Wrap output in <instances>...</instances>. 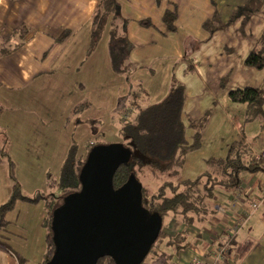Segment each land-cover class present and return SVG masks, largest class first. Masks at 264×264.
Listing matches in <instances>:
<instances>
[{
	"label": "crops",
	"instance_id": "0c3cea01",
	"mask_svg": "<svg viewBox=\"0 0 264 264\" xmlns=\"http://www.w3.org/2000/svg\"><path fill=\"white\" fill-rule=\"evenodd\" d=\"M246 1L240 3L238 0H231L229 3L228 0H118V13L126 19L118 20L121 23L120 32L121 35H126L131 44L126 60L132 68L130 77L135 79L146 76L154 79L161 76L168 66H172L169 73L173 74L174 79L177 65L183 69L195 43H200V47L192 55L196 61H193V70L196 68L198 75L194 85L186 88L183 120L189 124L190 120L202 118L206 110L213 112V115L210 114L202 132V145L195 151L200 153L186 155L181 179L196 178L206 169L198 172L193 170L198 167L197 159L204 164L210 157H225L230 145L241 138L254 153L264 151V119L248 121L245 116L244 124H237L239 122L235 119L245 105L233 102L228 95L232 89L264 83V69L259 70L244 64L264 31V7L246 25L242 24L243 18L240 17L226 29L214 33L203 27L204 21L212 18L214 14L223 21H228ZM97 6L98 0H0V201L8 200L13 187L10 167L3 157L5 149H2L5 148V141L14 135V126L6 122L5 116L10 113L13 119L18 116L19 120L11 122L17 125V130L20 127L25 134L30 132L29 121L33 114H27L23 110L16 114L23 96L40 101L47 95L53 96L54 105L58 103V96L63 100L70 97V103L63 106L59 119L55 122L50 120L52 125L49 131L53 143H61L62 139L63 143H68V124L64 121L69 118L70 113L77 112L80 104L88 102L87 99L81 100L85 97L83 93L87 87H91L93 81L103 80L100 77H106L110 72L112 77L117 72L111 59L109 30L102 36L104 41L101 39L102 43L90 50L92 17ZM175 8L178 11L177 30L169 32L163 16L166 10ZM142 19H150L153 26L140 25L139 21ZM26 29L28 32H25ZM63 34H66L65 37L58 40ZM230 38L233 40H229ZM7 42L10 45L5 46ZM20 44L22 45L18 46ZM4 49H8V52H3ZM197 59L202 60L201 65ZM99 65H102V74ZM222 81L225 82L224 87ZM6 89L11 90L9 100L16 104L11 112L3 99L6 101L8 98L4 95L2 98V93L7 94ZM199 91L205 96L203 102L191 97ZM143 94L148 96L149 91L144 90ZM127 95L128 89L126 102ZM51 100L52 97L47 104ZM27 110L25 109L26 112ZM62 115L66 119L62 120ZM192 133L193 130H189L188 135ZM242 180L241 188H252L251 195L259 197L264 191V174L253 173L249 178L242 174ZM234 193L222 194L226 198L224 201L222 199L219 213L201 226L184 225L176 218L168 221L167 228L173 231H165L168 236L182 231L187 234V240H190L187 247L176 250V261L188 264L193 256L204 253L209 248L208 240L213 238L212 233L217 235L221 231L222 226L217 222L226 220L220 216L229 218L235 211H245L242 207L232 206ZM4 202H0V205ZM46 215L47 211L44 209L40 216L42 221ZM220 237L224 240L228 236L226 233ZM236 240L237 245L238 241L241 245L249 241L251 246L244 259L238 258L234 264H264V204ZM44 259L39 264H43ZM0 264H21V261L11 247L0 248Z\"/></svg>",
	"mask_w": 264,
	"mask_h": 264
},
{
	"label": "trees",
	"instance_id": "16d2710c",
	"mask_svg": "<svg viewBox=\"0 0 264 264\" xmlns=\"http://www.w3.org/2000/svg\"><path fill=\"white\" fill-rule=\"evenodd\" d=\"M118 5V0H98L97 9L92 17L90 42V50L96 48L104 33L109 30L111 36L109 47L115 69L119 68L125 58L127 60L131 49L128 39L119 34L121 23L118 20L125 21L126 19L118 13ZM262 7H264V0H247L237 8L228 21H223L214 14L212 18L204 21L203 27L210 33H214L217 30L226 29L240 17L243 18L242 24L246 25L249 19L258 13ZM177 18L178 11L176 8L165 11L163 21L169 32L177 30ZM139 23L144 27L153 26L150 19H142ZM25 32L28 30L26 29ZM66 34H63L58 40H62ZM3 52H8V49H4ZM244 64L259 70L264 69V31L246 57ZM190 67L193 69L192 65ZM175 82L161 101L140 106L134 119L123 123L122 133L126 138L124 144L131 148L133 155L128 163L122 164L118 168L113 183L114 188H118L133 173L142 184L143 206L151 212L160 213L163 217V223L164 218L175 216L183 224L201 226L213 215L219 213V207L226 198L222 194L226 195L242 189L243 173L264 174V157L256 155L248 143L241 138L230 145L225 157L208 158L206 160L207 168L196 178L181 179L180 174L185 157L190 151L201 147L202 132L209 117L204 116L202 119L190 120L188 125L185 124L183 106L186 88L185 85ZM222 82V85L225 86V82ZM228 95L233 102L247 106L246 120L264 119V83L259 86L232 89ZM189 130H193L192 135L189 134L190 136L188 135ZM189 137L191 139H188ZM89 151L86 152L87 155ZM86 158L75 160L72 157V150L70 151L62 167L61 186H72L71 192L80 190L79 174ZM74 165H76L77 172L74 170ZM9 167L13 181L12 193L8 200L0 205V248L3 249H10L5 233L9 224L7 214L15 208L16 202L18 200L36 202L41 198L47 199L42 195L34 198L24 196L20 191L19 183L15 181L13 176L12 160H10ZM137 167L147 169L154 175L163 176L155 177L157 184L151 195L146 193L144 181L140 178ZM164 175H168V177ZM48 204L53 208L52 202ZM51 217L52 213L44 219V225L48 228L45 261L52 256L54 251L50 227ZM223 234H218V237ZM160 237L168 238L167 244L175 247L176 250L185 248L190 244V240H187V234L182 231L174 236H168L161 230L158 239ZM231 237L234 236L231 235ZM228 253L229 255L233 254L232 244L228 248ZM143 263L144 261L141 264ZM229 263L228 259L221 261V264ZM97 264L116 263L112 257L104 256L98 260Z\"/></svg>",
	"mask_w": 264,
	"mask_h": 264
},
{
	"label": "rangeland",
	"instance_id": "374dc122",
	"mask_svg": "<svg viewBox=\"0 0 264 264\" xmlns=\"http://www.w3.org/2000/svg\"><path fill=\"white\" fill-rule=\"evenodd\" d=\"M228 1L231 3V0ZM238 1L242 3L245 0ZM122 30L125 33L123 28ZM119 34H121V32H119ZM124 36L126 37V35ZM106 38L107 36H105V39ZM110 39L111 36H109L108 43L110 42ZM229 40L233 39L230 38ZM102 41H104V38ZM102 41H100V43H102ZM199 44L200 43H195V48L190 51L188 56L189 61L185 62L183 69L180 65H177L174 71V79L172 77L173 74L169 73L172 66H168L162 72V75L157 78L152 79V77L148 78L142 76L141 78L134 79L130 77L132 74V68L129 63L126 62L125 58L119 65V68L116 69L117 72L114 73L112 77V72H110L108 76L100 77L103 78V80L93 81V85L91 84V87H87L83 93V96L85 97H82L81 99H87L86 101L88 102L84 101L80 104L79 108L76 109L77 112L74 111V114L70 113L68 115L69 118L64 121L66 125L68 124L67 127L70 136V142L68 143H63V139L61 140V143H53V137L49 136V131L51 128L50 126L52 125L50 120L55 122L59 119L63 106L70 103L69 96L65 97L64 100L62 97L58 96V103L54 105L53 96L47 95L44 97L43 101H40L24 95L23 100L19 103L20 108H17L19 112H16V114H19L20 110H23L27 114H33L31 115L32 119L29 121L30 132L28 134H25L20 127L17 130V125L11 122L12 120H14V122L19 120L18 116H15L14 119L11 113L8 114V116H5L6 122L8 121L9 124H13L14 126V135L5 141V148L2 149H5L3 157L9 162V164L10 160L13 161V176L15 181L19 183L21 193L24 196L31 198L40 195H42V197H47V199L41 198L36 202L18 200L15 208L7 214L9 224L7 226V231L5 232L8 237L6 241L9 243V246L15 255L20 259L21 264H39V262L46 257H44V253L47 247L46 233L48 228L44 225L45 220L42 221L40 216L44 209L47 211L46 216L52 213L51 211L53 208L61 203L67 192H71L72 190V186H61L60 184V177L62 175L61 164L63 167L70 151L72 150V157L75 160H79L81 158H86V152L95 145L126 143V138L122 133L123 123L132 121L135 113L139 111L140 106L146 105L148 101V104L161 101L167 95L175 81H177L175 82L176 84L181 83L185 85V88H190L194 85L198 70L196 68L193 70L190 66L193 65V61L196 62L192 58V55L200 47ZM4 45H10V43L7 42ZM197 60L198 64L201 65L202 60ZM99 66L100 74H102V65ZM157 66L160 67L161 64H157ZM222 86L224 87V85ZM126 89H128L127 102ZM144 90L149 91L148 96L143 94ZM3 92H5L4 89ZM6 93L8 95L2 93V98L3 95L8 98L6 101L5 98L3 99L8 111L11 112L14 110L16 104L9 100L11 90L6 89ZM51 97V102L47 104ZM191 97L203 102L205 96L199 91L196 95ZM118 104H120L119 108ZM25 109H28L27 112ZM63 110H66V108ZM246 113L247 106L245 105L241 114L235 119L239 122L237 124H244ZM210 114L212 116L213 112H207L206 110L203 117H209ZM61 118L62 120L66 119L63 118V115ZM233 120L234 119H232V121ZM79 122L80 124H78ZM185 124L187 123L185 122ZM45 134L48 135L44 136ZM221 141H224V137L221 138ZM64 150H66L65 153ZM196 150L198 149L190 151L189 154L193 152L194 153L191 155L200 153L195 152ZM185 162L186 157L184 164ZM196 162H198V167L193 169L196 170V172L207 168L206 161L202 164L200 160L197 159ZM137 169L138 173H140V178L144 181L146 193L151 195L157 184L155 177L160 178L163 176L158 174L154 175L147 169L145 170L138 167ZM74 170L77 172L76 165H74ZM243 175L244 177L249 178L252 176V173L245 172ZM164 176L168 177V175ZM1 193L0 188V196ZM251 194L252 188H242L234 193L233 201H231L232 206L242 207L245 211H235V213H232L229 218L220 216L221 219L226 218V220L221 223L217 222V224L219 223V226H222L220 229L221 231L218 233H227V239L221 240V237H218V234L215 235L212 233L213 238L208 240L210 241L209 248L204 253H198L193 256L191 260L203 255L207 258H211L210 255H213L216 250L222 247L229 248L230 244L233 245V254L226 257L230 262L229 264H234L238 258H242L241 260L244 259L249 252L248 249H250L251 243L247 241L245 244L241 245L238 241L239 245H237L236 237L242 233L252 216L264 204V191L261 192L259 197ZM245 197L246 199L244 200ZM49 202H52L53 208L49 206ZM243 203L245 204L244 206ZM175 218V216L164 218L163 232H173L170 228H167V224L170 219L173 220ZM42 222L43 226H41ZM234 224H237L236 228ZM231 235L234 237H231ZM167 240L168 238L166 237H160L157 239L143 264L179 263V261H176L177 256L175 254V247L168 245ZM236 248H238V250H236ZM45 259L43 264L46 262ZM221 261H225V259ZM221 261H219L218 264H221Z\"/></svg>",
	"mask_w": 264,
	"mask_h": 264
},
{
	"label": "water",
	"instance_id": "95a60500",
	"mask_svg": "<svg viewBox=\"0 0 264 264\" xmlns=\"http://www.w3.org/2000/svg\"><path fill=\"white\" fill-rule=\"evenodd\" d=\"M123 143L98 144L81 167V188L66 194L52 211V256L45 264H141L157 241L163 217L142 203V184L132 173L114 188V175L132 158Z\"/></svg>",
	"mask_w": 264,
	"mask_h": 264
},
{
	"label": "built area",
	"instance_id": "2783aa9c",
	"mask_svg": "<svg viewBox=\"0 0 264 264\" xmlns=\"http://www.w3.org/2000/svg\"><path fill=\"white\" fill-rule=\"evenodd\" d=\"M258 156L264 157V151L260 154H257ZM238 218V217H237ZM235 218V219H237ZM234 222V221H233ZM235 228L237 227V224H234ZM229 255L228 248L222 247L218 250H216L213 255L211 254V258H207L206 256H198L191 260L188 264H218L219 261L223 259H227L226 257Z\"/></svg>",
	"mask_w": 264,
	"mask_h": 264
}]
</instances>
